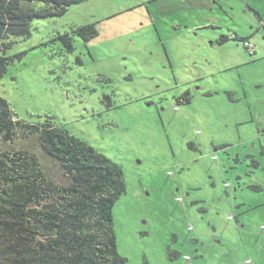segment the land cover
<instances>
[{"label": "rangeland", "instance_id": "rangeland-1", "mask_svg": "<svg viewBox=\"0 0 264 264\" xmlns=\"http://www.w3.org/2000/svg\"><path fill=\"white\" fill-rule=\"evenodd\" d=\"M9 40L0 95L15 114L122 166L123 264H264V0H81ZM7 147L68 183L36 134Z\"/></svg>", "mask_w": 264, "mask_h": 264}, {"label": "trees", "instance_id": "trees-1", "mask_svg": "<svg viewBox=\"0 0 264 264\" xmlns=\"http://www.w3.org/2000/svg\"><path fill=\"white\" fill-rule=\"evenodd\" d=\"M24 1L33 0H0V78L13 60L11 37L29 36L36 17L81 0H41L46 10L24 8ZM78 31L86 41L98 33L93 24ZM22 129L60 163L66 185L49 179L35 152L7 147ZM125 192L120 164L50 117L20 119L0 95V264H123L114 207Z\"/></svg>", "mask_w": 264, "mask_h": 264}, {"label": "built area", "instance_id": "built-area-1", "mask_svg": "<svg viewBox=\"0 0 264 264\" xmlns=\"http://www.w3.org/2000/svg\"><path fill=\"white\" fill-rule=\"evenodd\" d=\"M230 38L233 39H237V40H242V37L237 36V34H231L229 36ZM244 45L247 46V48L250 49V54L253 55L254 54V45L252 43H250V41H248V39L244 40Z\"/></svg>", "mask_w": 264, "mask_h": 264}, {"label": "crops", "instance_id": "crops-1", "mask_svg": "<svg viewBox=\"0 0 264 264\" xmlns=\"http://www.w3.org/2000/svg\"><path fill=\"white\" fill-rule=\"evenodd\" d=\"M231 34H234V33H231ZM247 38V37H246ZM257 53V51H254V54L252 56H254L255 54ZM251 55V54H250Z\"/></svg>", "mask_w": 264, "mask_h": 264}]
</instances>
